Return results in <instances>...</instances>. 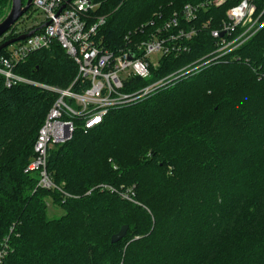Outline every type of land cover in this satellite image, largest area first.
Returning a JSON list of instances; mask_svg holds the SVG:
<instances>
[{
    "label": "trees",
    "instance_id": "obj_1",
    "mask_svg": "<svg viewBox=\"0 0 264 264\" xmlns=\"http://www.w3.org/2000/svg\"><path fill=\"white\" fill-rule=\"evenodd\" d=\"M99 1L105 47L183 33L182 49L162 56L149 77H133L122 89L130 91L209 60L220 42L211 31L240 0L200 7L190 20L184 6L205 0ZM249 1L262 24L239 46L49 147L54 189L24 169L57 97L48 87L70 86L77 65L54 41L14 69L47 88L7 87L0 74V264H264V0ZM10 3L0 0V20ZM33 9L0 43L41 30L16 27ZM172 18L177 27L160 31ZM48 199L63 214L49 216Z\"/></svg>",
    "mask_w": 264,
    "mask_h": 264
},
{
    "label": "built area",
    "instance_id": "obj_2",
    "mask_svg": "<svg viewBox=\"0 0 264 264\" xmlns=\"http://www.w3.org/2000/svg\"><path fill=\"white\" fill-rule=\"evenodd\" d=\"M225 1L205 0L196 5L186 4L183 17L193 19L198 8L217 6ZM32 5L43 15L41 22L34 23H41V30L8 45L6 54L0 56V74L4 84L7 87L17 83L46 87L16 74L14 69L29 53L47 48L54 41L77 65V74L70 86L48 87L57 97L38 130L33 144L34 155L24 169V172L37 171V186L48 190L56 188L46 171L48 149L70 139L77 125L84 130L89 129L100 123L111 108L131 103L206 62L219 59L239 46L262 24L258 17H253L254 5L249 0H240L226 10L220 28L211 31V35L219 38L220 42L209 60L183 67L156 82L123 91L133 77H149L150 67H155L162 56L178 53L182 49L180 36L183 33L160 34L134 46L111 49L103 46L102 38H98L99 28L105 19L93 13L100 6L99 0H32ZM171 26L177 27L176 18L162 26L160 31ZM239 29L241 31L237 35L228 38ZM73 85L78 90L72 89ZM122 196L129 199L127 194ZM6 240L7 236L0 243V262L6 255Z\"/></svg>",
    "mask_w": 264,
    "mask_h": 264
},
{
    "label": "water",
    "instance_id": "obj_3",
    "mask_svg": "<svg viewBox=\"0 0 264 264\" xmlns=\"http://www.w3.org/2000/svg\"><path fill=\"white\" fill-rule=\"evenodd\" d=\"M32 5V0H26L25 4H23L22 0H11L10 7L6 15L0 20V37L4 35L11 26H13L19 18L27 11V9ZM47 22L44 23L46 25ZM38 27L37 29H40ZM35 30H30L28 32H23L17 35L16 37H12L4 40L0 43V50L16 41L22 40L30 35H32ZM222 34V33H221ZM127 231V225H122L117 233H114L111 236V242H116L122 237L125 236Z\"/></svg>",
    "mask_w": 264,
    "mask_h": 264
},
{
    "label": "rangeland",
    "instance_id": "obj_4",
    "mask_svg": "<svg viewBox=\"0 0 264 264\" xmlns=\"http://www.w3.org/2000/svg\"><path fill=\"white\" fill-rule=\"evenodd\" d=\"M7 12L8 11H6L4 13V15H6ZM42 19H43V15L41 14L40 10L39 9H33V11L31 12V15L29 16V18H23L22 20H20L16 27H17V29H22L24 27L33 25L36 22H41ZM128 200L136 202V200H134V198H132V197H129ZM47 213H48L49 216L57 217V216H60L61 214H63V210L61 208H58L57 206L53 205L51 203V200L48 199Z\"/></svg>",
    "mask_w": 264,
    "mask_h": 264
},
{
    "label": "flooded vegetation",
    "instance_id": "obj_5",
    "mask_svg": "<svg viewBox=\"0 0 264 264\" xmlns=\"http://www.w3.org/2000/svg\"><path fill=\"white\" fill-rule=\"evenodd\" d=\"M17 25H18V24H17ZM17 25H16V26H17Z\"/></svg>",
    "mask_w": 264,
    "mask_h": 264
}]
</instances>
